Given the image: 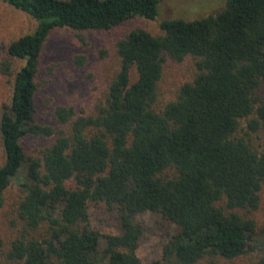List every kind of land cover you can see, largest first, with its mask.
Wrapping results in <instances>:
<instances>
[{
    "label": "trees",
    "instance_id": "trees-1",
    "mask_svg": "<svg viewBox=\"0 0 264 264\" xmlns=\"http://www.w3.org/2000/svg\"><path fill=\"white\" fill-rule=\"evenodd\" d=\"M2 1L37 23L7 47L23 65L0 115V210L13 182L22 196L14 210L19 236L1 253L5 261L199 264L256 251L255 224L237 211L257 210L264 190V101L254 96L264 86V0H226L220 12L201 20L162 21L161 36L136 29L119 39V68L104 103L93 116L57 107L56 121L68 124V133H59L37 158L25 157L21 140L53 134L34 119L35 77L49 33L153 20L161 0ZM166 58H191L196 74L157 112ZM242 122L246 131L239 136ZM92 203L115 213L117 233L90 228ZM148 213L173 232L160 258L142 263L136 252L143 229L136 218ZM257 258L264 264V255Z\"/></svg>",
    "mask_w": 264,
    "mask_h": 264
},
{
    "label": "rangeland",
    "instance_id": "rangeland-1",
    "mask_svg": "<svg viewBox=\"0 0 264 264\" xmlns=\"http://www.w3.org/2000/svg\"><path fill=\"white\" fill-rule=\"evenodd\" d=\"M225 3L226 0H161L157 17L153 20L135 17L108 30H52L39 57L35 77L37 90L34 98V119L36 124L53 130V134L49 137H24L21 146L25 157H40L41 152L54 142L59 133H68L69 125H60L56 121L54 110L57 107L72 108L75 116L96 114V109L104 103L108 86L119 68L116 53L119 39L136 29L161 36L159 25L162 21L201 20L220 12ZM36 25V21L29 15L0 0V115L3 106L9 103L13 77L23 65L22 60L7 54V47L18 38L32 33ZM3 67H8L9 70H5L7 73L2 71ZM195 74L196 69L191 58L181 62L166 58L161 79L157 83L155 110L160 112L167 103L174 101L179 88L184 83L191 82ZM135 79L134 72H131V81ZM254 96L264 101V86ZM245 131V124L242 122L238 135L243 136ZM253 144H260L259 139L253 141ZM3 163L4 154L0 144V166ZM171 173L167 171L166 175ZM21 196V188L14 182L4 194V205L0 210V264H11L5 261L1 253L8 250L11 242L19 236L14 210ZM217 206L223 208L224 202H218ZM237 212L255 224L256 251L232 261L219 257L204 258L199 264H257V257L264 255V190L259 193L257 210L251 213L239 210ZM88 214L91 229L102 235L118 232L115 213L108 211L102 203L89 204ZM136 220L143 229L136 252L138 258L142 263L158 260L162 246L171 236L173 227L161 217L150 213L140 215Z\"/></svg>",
    "mask_w": 264,
    "mask_h": 264
}]
</instances>
